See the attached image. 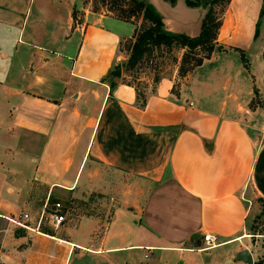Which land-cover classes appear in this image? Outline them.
I'll return each instance as SVG.
<instances>
[{
	"label": "crops",
	"instance_id": "obj_1",
	"mask_svg": "<svg viewBox=\"0 0 264 264\" xmlns=\"http://www.w3.org/2000/svg\"><path fill=\"white\" fill-rule=\"evenodd\" d=\"M147 1L165 30L198 34L201 6ZM260 4L227 0L186 74L175 48L128 82L121 46L140 18L89 0H0V262L246 264L241 248L264 262V229L250 231L264 202Z\"/></svg>",
	"mask_w": 264,
	"mask_h": 264
},
{
	"label": "trees",
	"instance_id": "obj_2",
	"mask_svg": "<svg viewBox=\"0 0 264 264\" xmlns=\"http://www.w3.org/2000/svg\"><path fill=\"white\" fill-rule=\"evenodd\" d=\"M173 3L175 0H166ZM187 5H199L204 8L200 22V30L197 35L189 36L182 32H170L163 28L161 16L156 8L147 0H113L111 7L117 9L114 16L123 20H133L135 14L140 18L133 39L123 42L122 48L126 49L127 56L123 61L125 70L132 69L141 60V64L156 68L159 64L154 59L160 60L165 56H172L173 49L183 48L178 64V74L184 75L191 68L201 62L213 48L217 28L220 24V15L227 0H184ZM218 5V10L216 8ZM93 9H95L93 7ZM264 11V0L258 11L255 22L254 35L258 30V24ZM198 51L202 53L199 54ZM154 52V53H152ZM241 60L244 57L240 54ZM264 59V48L262 49ZM142 65V66H143ZM141 66V67H142ZM157 72H155L156 75ZM264 81V77H263ZM129 82V81H128ZM139 104L143 102V96L139 95L137 85L132 84ZM0 264H5L0 262ZM252 264H264L259 260H254Z\"/></svg>",
	"mask_w": 264,
	"mask_h": 264
},
{
	"label": "rangeland",
	"instance_id": "obj_3",
	"mask_svg": "<svg viewBox=\"0 0 264 264\" xmlns=\"http://www.w3.org/2000/svg\"><path fill=\"white\" fill-rule=\"evenodd\" d=\"M89 1H90L91 7L92 8L94 7L96 10L104 11V12L112 14V15H115L116 13H118L117 9L111 7V3H113V4L115 3V2H113V0H89ZM215 8L217 11L218 5ZM132 18L138 19V15L135 14V16H132ZM198 53L201 54L202 52L198 51ZM168 58H170V57H168ZM154 60L157 61L158 63L160 62L159 58H156ZM161 60H163V58ZM164 61L169 62V60H167V59H165ZM142 65L143 64H141V60H140L138 63H136L134 65V67L132 69L128 70V73L131 76L123 77V79L126 81H133L134 80L133 76L137 75V72L139 71V69ZM51 201L55 202L54 199H52ZM59 201L62 203V199H58V202ZM50 206H51V204H50ZM254 207L255 208L253 210V215H252L253 221H252L251 226H250V231L255 233L256 230L260 231L261 229H264V202H262L261 200H256L254 203ZM260 243H262L261 247L263 248V251H264V240L262 242H260V241L258 242L259 245H260Z\"/></svg>",
	"mask_w": 264,
	"mask_h": 264
},
{
	"label": "built area",
	"instance_id": "obj_4",
	"mask_svg": "<svg viewBox=\"0 0 264 264\" xmlns=\"http://www.w3.org/2000/svg\"><path fill=\"white\" fill-rule=\"evenodd\" d=\"M61 204L58 201L53 202L50 211L48 212V218L51 220V222L55 225L58 224L62 219L63 215L60 211ZM8 220H11L13 222H18L14 218L6 217ZM201 240L203 242V247H211L216 244L217 242V236L215 234H212L210 232H203L201 234Z\"/></svg>",
	"mask_w": 264,
	"mask_h": 264
},
{
	"label": "water",
	"instance_id": "obj_5",
	"mask_svg": "<svg viewBox=\"0 0 264 264\" xmlns=\"http://www.w3.org/2000/svg\"><path fill=\"white\" fill-rule=\"evenodd\" d=\"M111 73L113 75H119V64L118 63L115 64V66L111 70ZM234 257H235V259H239V260L245 262L246 264H252L253 263L251 254L247 248H241L240 250H238L235 253Z\"/></svg>",
	"mask_w": 264,
	"mask_h": 264
}]
</instances>
